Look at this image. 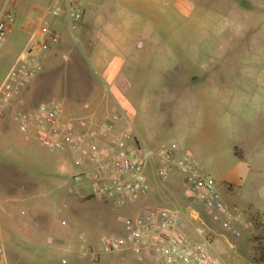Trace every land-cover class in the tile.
Masks as SVG:
<instances>
[{"label":"rangeland","instance_id":"1","mask_svg":"<svg viewBox=\"0 0 264 264\" xmlns=\"http://www.w3.org/2000/svg\"><path fill=\"white\" fill-rule=\"evenodd\" d=\"M8 1L0 0V9ZM207 2L228 5V0ZM52 4L61 8V14H49L48 17L62 35L59 43L62 47L56 51L54 63L47 66L46 60L43 61L44 68L48 67L46 70H55L52 89L42 97L26 99L23 105L16 104L12 110L0 113L1 236L10 263L157 264L151 258L140 259L131 249L103 253L97 261L79 256L78 234L87 232L98 238L102 232L121 228L120 216L124 211L107 199L93 196L87 175L76 178V174L88 168L76 164L73 151L50 149L35 131L23 132L13 119L15 108H31L51 97L61 100L68 113H88L73 106L71 101L77 104L89 102L91 98L85 90L91 86L102 87L108 93L100 69L84 47L82 34L70 28L66 0H13L8 6L20 7L26 16L35 15L39 10L46 11ZM258 4H264V0H230V26L215 20L210 27L177 30V38L181 40L179 45L175 44L173 29L165 30L160 44L158 37L152 35L146 45L135 52L133 65L128 70L132 86L125 91L137 109L133 126L139 133L140 142L150 149L168 146L181 154L192 155L203 172L216 179L226 201L238 205L245 220L253 222L252 226L247 221L238 224L241 235L214 222L212 246L223 264H258L256 259L264 260V220L252 215L256 210L264 212V148L260 147L264 145V110L259 114L252 109L246 110L245 123L253 135L259 136L258 149L263 152L259 170H250L246 176L234 174L235 164L239 161L238 148L241 152H250L254 149L253 142L243 136L239 138V132L233 126L218 133L220 126L215 125L213 134L219 136V144L213 142L211 134L204 136L194 131L193 136L198 139L194 140L196 146L184 143L181 138L186 130L179 118L183 104L189 100L187 89L201 74L203 62L209 61L208 68L213 71H264V14L235 9L237 5L253 9ZM118 6L117 0H86V17L95 15L103 27L108 26ZM23 35L22 30H12L0 49V85L19 56ZM111 40V35L105 40L101 38L97 46L101 56L112 55ZM193 40L198 41L197 46L192 44ZM228 137L235 140L229 146L224 144ZM221 166L233 170L231 175H236L232 178V196L226 195L224 176L227 170ZM175 172L173 170L168 180L161 181L162 188L150 178L152 187L140 202L161 203L167 200L168 194L174 195L171 188L178 183Z\"/></svg>","mask_w":264,"mask_h":264},{"label":"built area","instance_id":"2","mask_svg":"<svg viewBox=\"0 0 264 264\" xmlns=\"http://www.w3.org/2000/svg\"><path fill=\"white\" fill-rule=\"evenodd\" d=\"M85 1L66 0L73 31L79 30L84 19ZM9 3L0 10V49L17 21ZM49 14L59 16L61 8L52 4L32 16L38 28L0 85L1 114L26 102L25 89L43 72L52 45L62 40ZM12 114L23 132L35 131L50 149L73 151L76 164L88 168L76 178L87 175L93 196L124 211L121 228L102 232L98 238L78 234L80 257L97 261L103 253L131 249L140 259L151 258L157 264H223L212 246L214 222L236 235L242 233L239 223L253 225L238 205L226 201L216 179L203 172L192 155L168 146L148 148L130 120L119 127L123 110L98 120L96 112L68 113L61 100L51 97L31 108H15ZM173 170L185 177L188 194L196 203L184 205L169 197L165 202L139 205L152 187L150 178L162 188L161 181L168 180ZM1 230L0 218V264H11Z\"/></svg>","mask_w":264,"mask_h":264},{"label":"crops","instance_id":"3","mask_svg":"<svg viewBox=\"0 0 264 264\" xmlns=\"http://www.w3.org/2000/svg\"><path fill=\"white\" fill-rule=\"evenodd\" d=\"M117 1H119L118 10L112 16L108 26L103 27L95 15L92 18H87L85 9L84 19L79 28L85 44L84 47L92 55L96 66L100 69L108 93L102 87L95 89L91 86L85 90L91 98L89 102H78L79 104H77L75 101H71V103L73 106L79 107L82 112H96L98 120L116 110H123L125 115L118 124L119 127H122L128 120L133 123L137 113V109L125 95V91L131 89L132 86L131 75L128 70L133 65L131 61L134 59L137 48H143L152 35L158 37L157 43L160 44L165 30H175L174 41L175 44L179 45L181 40L177 38V30L210 27L214 25L215 20L223 26H230L232 8L230 0H228V5L224 3L211 5L207 2L208 0ZM224 1L226 0H222V2ZM252 8L237 5L235 9L238 12L264 14V4H258ZM10 9L17 17L12 30L19 29L24 33L20 42V55L28 45L32 32L38 26L32 20L33 15L23 16L20 7ZM49 21L53 24L52 19L49 18ZM52 26L54 27V25ZM108 35H111L113 39L109 46L112 55L101 56L97 51V46L101 38L105 40ZM192 44L197 46L198 41L193 40ZM60 46V44L52 45L51 50L47 52L44 58L47 66L54 63V56ZM203 63L201 74L197 75L190 88L187 89L190 94L189 100L183 104L181 109V119L179 118V120L186 130L183 133V138H181L182 142L192 143L196 146L194 140L198 139L193 136L192 131H194L202 133L204 136L211 134L213 142L219 144V136L215 137L217 134H213L215 125L220 126L218 133L233 126V129L238 130L239 138L243 136L247 141L254 143V149L250 152H241V149L238 148L239 161L235 164L234 174L246 176L250 170H259L260 159L263 156L261 150L264 145H260L262 149H258L259 144L257 142L260 141V138L250 132L245 119L247 109L255 110V113L258 114L264 110V71L245 70L240 73L224 69L213 71L208 68L209 61ZM47 66L25 89L24 96L26 99H33L35 96L42 97L52 89V77H54L55 70H46ZM183 91L184 89L181 90L180 94H183ZM135 132L139 138L137 130ZM191 137L194 139L191 140ZM232 142H235L234 138L228 137L224 140V144L226 143L228 146ZM221 167L223 170H227L226 176H224L228 189L226 195L232 196V178H236V175L233 176V173L231 175L233 170L230 171L231 169ZM175 176L178 183H174L171 188L174 195L168 194L167 199L174 196L181 204L194 203L195 201L188 194L185 177L180 172H175ZM145 201L143 200L139 205L146 203ZM252 215L255 219L264 220V212L256 210ZM0 218L2 224V212Z\"/></svg>","mask_w":264,"mask_h":264},{"label":"trees","instance_id":"4","mask_svg":"<svg viewBox=\"0 0 264 264\" xmlns=\"http://www.w3.org/2000/svg\"><path fill=\"white\" fill-rule=\"evenodd\" d=\"M262 261L264 262V260H263V259H259V260H258V259H256V263H258V264H264Z\"/></svg>","mask_w":264,"mask_h":264}]
</instances>
